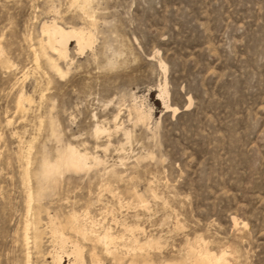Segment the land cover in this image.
Instances as JSON below:
<instances>
[{
    "label": "rangeland",
    "instance_id": "rangeland-1",
    "mask_svg": "<svg viewBox=\"0 0 264 264\" xmlns=\"http://www.w3.org/2000/svg\"><path fill=\"white\" fill-rule=\"evenodd\" d=\"M53 21L91 47L44 51ZM69 144L87 167L40 177ZM201 249L264 264V0H0V264Z\"/></svg>",
    "mask_w": 264,
    "mask_h": 264
},
{
    "label": "bare ground",
    "instance_id": "bare-ground-1",
    "mask_svg": "<svg viewBox=\"0 0 264 264\" xmlns=\"http://www.w3.org/2000/svg\"><path fill=\"white\" fill-rule=\"evenodd\" d=\"M42 33L46 35L45 43L41 44L42 49L45 51V49L48 47L49 49L53 50L56 54H58L59 57L67 56L68 43L72 39H76L79 51H82L87 47H91V44L93 42L91 35L86 33L84 29L77 27L64 28L58 25L55 21L49 24H43ZM44 53L45 55L47 54L46 52ZM46 57L49 65L54 70L60 72L61 70L58 64L50 56ZM96 131L98 132L99 129L97 128ZM87 158L88 156L86 153L80 152L76 147L69 144L63 149L59 150L56 158L53 161L48 159H44L42 161L40 177L44 179H50L55 174L61 173L64 169H73L74 171L84 169L87 167ZM29 199H32L31 194L29 195ZM74 218L77 219L76 217ZM80 231L83 233V235L88 234V231L85 228H80ZM25 235L27 236V232ZM90 235H92L95 240H97L103 245V248L108 254L113 255L111 244L114 242V239L116 237L111 235L109 231L106 230L103 234L93 233L91 230ZM78 253L79 252H77V254ZM61 259V257H58L56 259V264H64ZM115 259L118 260L117 256ZM27 264H29V262H27ZM68 264L74 263L69 262ZM191 264H227V262L225 259V252H221L219 255H217L215 253L210 252L208 249H201L199 250V252H197L194 261Z\"/></svg>",
    "mask_w": 264,
    "mask_h": 264
}]
</instances>
